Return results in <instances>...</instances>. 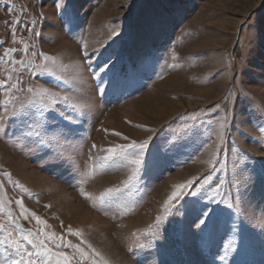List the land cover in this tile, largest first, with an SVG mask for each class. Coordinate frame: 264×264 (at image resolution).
Returning a JSON list of instances; mask_svg holds the SVG:
<instances>
[{"label": "rangeland", "instance_id": "rangeland-1", "mask_svg": "<svg viewBox=\"0 0 264 264\" xmlns=\"http://www.w3.org/2000/svg\"><path fill=\"white\" fill-rule=\"evenodd\" d=\"M57 2L0 0V55L4 48H16L12 55L24 61L5 65L11 72L0 69V78L12 76L9 84L19 81L11 90L16 109L25 106L26 118L0 123V182L4 199L12 201L16 224L34 232L43 228L31 217L35 212L51 226L46 231L64 237L61 248L50 245L53 251L79 260L67 246L71 241L88 253L79 264L100 259L88 244L116 264L101 237L133 264H264V0H65L70 24ZM41 52L59 61L50 71L37 73L29 62L39 64ZM105 63L109 70L99 72ZM173 64L180 66L169 67ZM29 87L51 89L58 102L44 111ZM8 94L7 85L0 87V115ZM64 96L69 104L59 99ZM32 100L35 105L27 107ZM30 130L40 136L27 135ZM149 136L150 151L159 146L167 154L127 187L122 182L133 167L128 161L99 167L106 155L101 149ZM213 152L210 167L206 161ZM17 159L47 177L44 189L25 183L13 166ZM189 179H194L192 187L173 209L179 215L157 226L173 185ZM16 181L28 191L16 187ZM50 181L66 188L108 227L101 225V232L90 224L78 227L58 214V193ZM110 187L120 191L102 204L98 197ZM81 188L92 198L82 196ZM196 188L201 189L197 197L188 194ZM19 198L29 209L28 219L19 215ZM193 200L215 209L210 230L201 232L192 223L195 217L184 205ZM0 219L5 228L15 229L7 209ZM69 226L82 230V237L69 234ZM4 258L0 246V260Z\"/></svg>", "mask_w": 264, "mask_h": 264}, {"label": "snow or ice", "instance_id": "snow-or-ice-1", "mask_svg": "<svg viewBox=\"0 0 264 264\" xmlns=\"http://www.w3.org/2000/svg\"><path fill=\"white\" fill-rule=\"evenodd\" d=\"M70 5L65 3V0H58L56 3L57 9H63L64 13L68 16L67 23H71V14L69 13ZM18 23V21L14 22ZM35 23V21H33ZM13 34V43H16L15 29H12ZM118 33L113 32V35H117ZM35 35L39 36L40 33L36 32ZM21 43H24L21 41ZM27 44L24 46V51L27 52ZM86 48L87 45L85 44ZM17 51L16 48H4L3 55H0V69H3L4 72H11L12 69L5 68L4 66L7 64L15 65H24L23 60H16L12 55ZM37 54L35 52L32 53V56L35 57ZM41 62L39 64H35L34 62H29L32 64L34 70L37 73L48 72L50 71L51 66L56 65L59 61V58L56 56H51L46 53L41 52L40 54ZM85 56H87V52H85ZM173 59H177L175 55H173ZM178 64L169 65V67H179ZM61 68H66L67 66L60 64ZM109 65L105 63L102 67L99 68V72L103 73L109 70ZM93 75H97V73H93ZM162 78V77H161ZM57 79H60L57 76ZM12 80V76L9 74L6 78H0V87L8 86L9 94L7 98L3 102V115H0V123H2L5 119H20L26 118L25 116V106L21 105L20 109H16L14 105V97L11 94L12 89H16L19 81L13 82L9 84L8 82ZM101 86L98 88L99 93L102 95L105 92L104 81L101 78ZM29 93H33L35 96L40 98L41 107L44 111H48L54 108V105L58 102V94L51 91L49 88H39L33 89L29 87L27 89ZM65 104H69V98L67 96L61 97ZM36 101L32 100L29 102L27 107H33ZM73 108L79 107V105H69ZM11 109V110H10ZM44 111L40 112V116H44ZM65 119H69V117L65 116ZM227 127V117H225V121L220 123V131L217 133L218 138L220 140L223 139V130ZM31 129V126H29ZM149 132H154V129H146ZM0 132H4V128L0 127ZM29 136L35 135L36 137L40 136L39 132L29 131L26 133ZM114 135L122 136L121 133L115 132ZM122 139L128 140L127 136H122ZM153 136H149L147 139L137 142L136 140H131L129 143L125 144H116L114 146L108 147L106 149H101L102 152L106 153V155L100 157L102 163L99 165L100 168L107 166L109 162H114L117 160L128 161L131 165H133L131 169V174L128 178L123 181L125 187H127L134 179H136L139 174L143 171L151 169L153 165L157 162L158 159L163 158L166 154V150H161L159 146L155 148V151H150V145L152 143ZM42 142V141H41ZM96 145H93L95 148ZM205 147H208L207 145ZM131 157V159H130ZM216 159V154L213 152L210 156V159L206 161V163L211 167L214 165ZM95 170V166L93 168V172ZM11 180L10 173H4ZM87 175V173H86ZM86 181H82L84 183ZM194 183V179H189L184 183L173 185V191L164 201L162 208V215H158L156 217L157 226L162 224L165 220L168 219L169 216L179 215V209H176V212H173V209L176 208V201L183 200L184 196L189 188L192 187ZM207 183V181H205ZM16 187L21 188L23 191L27 192L28 189L21 185L18 181L15 182ZM223 184V181H221ZM203 187V186H201ZM120 191L119 188L110 187L105 189L104 192L100 194L98 197L99 201L103 204L109 198L114 197L116 193ZM200 188H196L191 191L190 194L192 197H197ZM80 193L86 199H91V193L84 191L83 188L80 189ZM216 193L219 194V186H217ZM4 189L3 184L0 182V214L5 212L7 209L8 216L12 217V224H15L16 227L14 230H9L5 228V224L2 219H0V246H4V256L5 258L0 260V264H79L80 260H83L84 257L88 255L84 251L83 248L78 244H72L71 241H67V246L75 249L79 256V260L74 259L73 256L68 255L63 251H53V248L50 245H53L55 248H61L62 243L64 241L63 236H59L55 232H49L45 229L50 228L51 226L47 224V221L42 219L40 216L36 215L35 212H31L30 215L35 219L37 225H43V228H39L37 231H33L32 229H24L22 226L16 224L17 216L13 214L11 204V200L4 199ZM15 205L19 207L20 212L19 215L24 219L29 218V209L24 205L23 199L19 198L15 200ZM186 209H188L193 215L194 220L192 223L195 225L197 229L201 232L206 230H210L213 221V216L215 214V209L209 208L206 205H200L198 201L193 200L189 201L184 205ZM68 233L71 235H75L78 237H82V230H73L71 226L67 229ZM157 237L156 233H153V238ZM162 238V237H161ZM31 246V250L25 246V243ZM82 243H86L82 240ZM88 248L91 249L94 257H100L99 261L93 258V264H111V262L103 257L100 252L96 249L92 248L91 244H88ZM227 254V253H226ZM224 257H221L223 259Z\"/></svg>", "mask_w": 264, "mask_h": 264}, {"label": "bare ground", "instance_id": "bare-ground-1", "mask_svg": "<svg viewBox=\"0 0 264 264\" xmlns=\"http://www.w3.org/2000/svg\"><path fill=\"white\" fill-rule=\"evenodd\" d=\"M67 48V47H65ZM69 49V48H68ZM143 98V97H142ZM133 104V103H132ZM121 108V107H120ZM119 108V109H120ZM123 108V107H122ZM118 110V109H117ZM5 150V149H4ZM4 153V152H3ZM206 153V152H205ZM4 155V154H3ZM6 156V154L4 155ZM201 156V155H200ZM199 156V157H200ZM206 156V155H204ZM203 156V157H204ZM2 157V155H1ZM14 157V156H13ZM12 159V158H11ZM197 160L199 161V158H197ZM9 161V160H8ZM201 161V160H200ZM13 166L17 167L19 169L20 172V176H22V179L25 181V183H28L30 185V187L32 186V188L35 189H44L45 188V181L48 180L46 176L40 174L39 172H37L35 169H33L32 167L28 166L27 164L20 162V160L17 159V161H12ZM189 172V171H188ZM182 174V173H181ZM183 177V176H182ZM51 180V179H49ZM48 182V181H46ZM52 188L57 191V197L59 198V202L57 204V210H58V214H65L66 218H69L70 223L75 224L78 227H82L85 226L86 224H90L89 226L87 225V227H94L93 229H95V226H99V231L101 232L102 230L100 229L103 225L104 227L107 226L108 224L107 222H105L103 219H101L98 215H96L95 213L90 212L87 208H85L79 201L78 199L72 195L71 192H69L66 188H64L63 186L57 184V187H53V182L50 181ZM162 183V182H160ZM47 185V184H46ZM159 186V185H157ZM48 187V186H47ZM165 187V185H164ZM51 188V189H52ZM157 188V187H156ZM159 188H161L159 186ZM158 188V189H159ZM163 189V188H162ZM157 190V189H156ZM42 191V190H41ZM166 191V190H165ZM159 193L161 192V190L159 189L158 191ZM157 193V192H156ZM162 193V192H161ZM165 193V192H164ZM162 196V194H160ZM55 197V196H54ZM53 197V198H54ZM154 197V196H153ZM154 199V198H153ZM158 199V198H157ZM57 200V199H56ZM57 201H55L54 203H56ZM156 203V202H155ZM56 205V204H55ZM153 206V205H152ZM65 218V217H64ZM136 218V217H135ZM138 219V218H137ZM138 221V220H137ZM139 222V221H138ZM144 222V221H142ZM134 223V222H133ZM136 223V222H135ZM101 226V227H100ZM98 231V232H99ZM97 232V230H96ZM95 238V237H94ZM104 238L105 241L103 242V247L105 249L108 248V254L113 258V260L115 261L116 264H133L129 259L125 258V257H119L118 254L121 253L117 247L115 246V244H113V242L111 240H109L108 238L105 237H101ZM102 247V248H103ZM107 247V248H106ZM107 251V250H106ZM121 255V254H120Z\"/></svg>", "mask_w": 264, "mask_h": 264}, {"label": "crops", "instance_id": "crops-1", "mask_svg": "<svg viewBox=\"0 0 264 264\" xmlns=\"http://www.w3.org/2000/svg\"><path fill=\"white\" fill-rule=\"evenodd\" d=\"M191 140H196V139H191ZM193 154H195V153L193 152Z\"/></svg>", "mask_w": 264, "mask_h": 264}]
</instances>
